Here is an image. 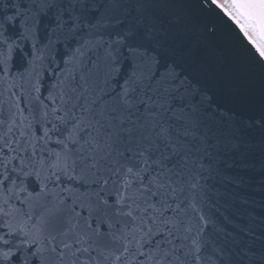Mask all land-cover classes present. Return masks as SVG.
<instances>
[{"label": "snow or ice", "instance_id": "6c2138e0", "mask_svg": "<svg viewBox=\"0 0 264 264\" xmlns=\"http://www.w3.org/2000/svg\"><path fill=\"white\" fill-rule=\"evenodd\" d=\"M0 264H264V0H0Z\"/></svg>", "mask_w": 264, "mask_h": 264}]
</instances>
